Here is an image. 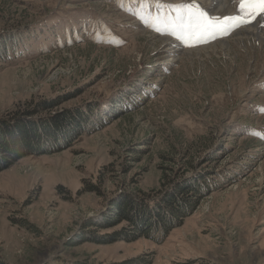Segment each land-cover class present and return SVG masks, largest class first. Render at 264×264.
<instances>
[{"label":"rangeland","instance_id":"rangeland-1","mask_svg":"<svg viewBox=\"0 0 264 264\" xmlns=\"http://www.w3.org/2000/svg\"><path fill=\"white\" fill-rule=\"evenodd\" d=\"M189 1L0 0V129L38 135L0 168V264H264V17L183 41ZM121 199L147 234L103 225Z\"/></svg>","mask_w":264,"mask_h":264},{"label":"trees","instance_id":"trees-1","mask_svg":"<svg viewBox=\"0 0 264 264\" xmlns=\"http://www.w3.org/2000/svg\"><path fill=\"white\" fill-rule=\"evenodd\" d=\"M89 15V14H88ZM43 106V105H41ZM41 106H38L39 108H41ZM46 107V106H45ZM44 107V108H45ZM41 110V109H39ZM34 109L32 110H26V112L24 113L25 116H32V113ZM62 119H66V117H61L60 119H56V122L54 124H49V125H53V127H49V128H54V127H59V125H62ZM70 120L73 121V118L70 117ZM68 121V120H67ZM65 121L64 123L66 124ZM46 123H49L48 121H46ZM37 124V129L42 130L45 132V128H43L45 126V123H43L42 125H38ZM24 127V128H23ZM33 128H36L35 125H32L30 127V129H26L25 128V124L23 123H18L17 126L14 127H10L8 126L7 128H1L0 129V168L4 165L3 161L4 159H6L7 156L9 155H18L21 152H28L31 151L32 148H34V145L38 144V141L35 142V140H38V135L36 134V132L34 131ZM9 154V155H8ZM7 164V163H6ZM89 185V184H88ZM89 189H97L98 185H93L90 186L89 185ZM184 189V190H182ZM193 189L192 191H196V188L194 187H189L186 189V191ZM179 194L185 193V188H181L178 187L177 188ZM201 190H199L198 192L200 193ZM175 195V194H174ZM137 200V199H135ZM139 201V203L143 202L140 205H135V202L132 203V201H126L124 199L121 200H117L111 203V209L115 211L114 215L112 217L109 216H105L104 222H106L105 224H103L105 227L107 226H111L114 225L116 223H118L121 220H126L128 222V224L131 226L132 228V234L134 235H140V233L142 234H147V232L149 231V228H144L143 224L139 225V222L137 221V219L140 218V220H145V222L149 225V223L151 222L150 217H148L146 215V213H149V210L147 208V200L144 199H140L137 200ZM172 202H174V205H171V202H169L168 206H171V210L169 208V213L170 214H174L175 217H180L181 215H184L185 213V209H181L183 208L182 206L184 204H195V201L193 200L192 196H184V197H180L177 195L175 196V199L172 200ZM182 205V206H181ZM149 206H153L150 205ZM177 206H181V207H177ZM177 207V208H176ZM178 210V211H177ZM177 211V213H176ZM181 211V212H179ZM182 213V214H181ZM137 216L136 221L134 220V217ZM153 224V228H158L159 227V220L156 221H152ZM167 222L164 224V220L163 222H161L160 225V236L163 234V231L166 232V230L168 229V225ZM137 262H132V264H135Z\"/></svg>","mask_w":264,"mask_h":264},{"label":"snow or ice","instance_id":"snow-or-ice-1","mask_svg":"<svg viewBox=\"0 0 264 264\" xmlns=\"http://www.w3.org/2000/svg\"><path fill=\"white\" fill-rule=\"evenodd\" d=\"M245 5L250 9L247 12L246 17H241L240 20L243 23H250L251 21L247 17H251L255 20L257 16H264V0H241V11H245ZM177 8H185L189 11L187 14H178L176 22L171 29V34L178 36L180 40L189 41L196 40L197 42H204L206 37L210 34H214L217 29L213 23L208 12L204 9H200L199 5H177ZM198 8V15L194 14L191 9ZM157 32L161 30L156 28ZM188 46H193L189 44Z\"/></svg>","mask_w":264,"mask_h":264},{"label":"bare ground","instance_id":"bare-ground-1","mask_svg":"<svg viewBox=\"0 0 264 264\" xmlns=\"http://www.w3.org/2000/svg\"><path fill=\"white\" fill-rule=\"evenodd\" d=\"M245 29H246V30H244L245 33L250 35V37H254V38L258 39L259 41H264V36L262 35L261 32L255 31L254 29H248V28H245ZM261 30H264V27L261 28Z\"/></svg>","mask_w":264,"mask_h":264}]
</instances>
